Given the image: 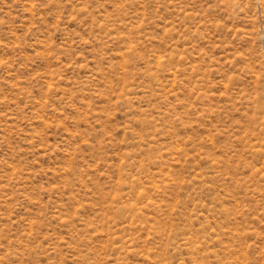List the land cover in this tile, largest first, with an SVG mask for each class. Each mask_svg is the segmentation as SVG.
<instances>
[{
    "label": "rangeland",
    "instance_id": "obj_1",
    "mask_svg": "<svg viewBox=\"0 0 264 264\" xmlns=\"http://www.w3.org/2000/svg\"><path fill=\"white\" fill-rule=\"evenodd\" d=\"M0 264H264V0H0Z\"/></svg>",
    "mask_w": 264,
    "mask_h": 264
}]
</instances>
